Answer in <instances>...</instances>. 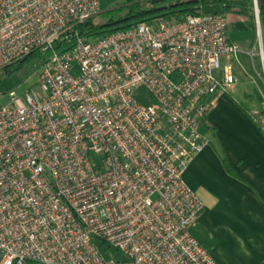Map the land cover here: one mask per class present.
Here are the masks:
<instances>
[{"label": "built area", "instance_id": "obj_1", "mask_svg": "<svg viewBox=\"0 0 264 264\" xmlns=\"http://www.w3.org/2000/svg\"><path fill=\"white\" fill-rule=\"evenodd\" d=\"M101 12V0H0V79L45 56L38 88L0 104V264H218L190 231L205 203L184 170L208 143L214 97L238 82L227 16L91 40L80 27Z\"/></svg>", "mask_w": 264, "mask_h": 264}, {"label": "crops", "instance_id": "obj_2", "mask_svg": "<svg viewBox=\"0 0 264 264\" xmlns=\"http://www.w3.org/2000/svg\"><path fill=\"white\" fill-rule=\"evenodd\" d=\"M214 8L226 14L229 36L242 52L233 62L238 82L214 97L202 126L208 143L184 170L185 181L205 203L190 231L218 264H264V130L248 112L264 108L255 96L263 78L249 62L257 38H264V27L260 14L259 29L257 17L254 25L248 15ZM235 63L249 75L248 81Z\"/></svg>", "mask_w": 264, "mask_h": 264}, {"label": "trees", "instance_id": "obj_3", "mask_svg": "<svg viewBox=\"0 0 264 264\" xmlns=\"http://www.w3.org/2000/svg\"><path fill=\"white\" fill-rule=\"evenodd\" d=\"M259 14L261 22L264 27V0H258ZM151 6L147 4L135 3L127 14L115 18L112 16L106 22L96 24L93 19L80 27L81 33L85 34L91 40H97L100 37L106 36L112 32L127 29L142 22L150 24L157 23L163 19H183L189 13L201 14L209 12H220L214 6H222L224 11H234L245 14L251 17L255 25L256 13L254 0H151ZM44 59L45 56L40 52H33L27 57L7 67L5 74L9 75L16 71H20L28 64H34L35 59ZM261 89H255V96L259 102L264 101V81L259 78ZM3 81V76L0 83ZM144 102H151L142 98ZM248 112L255 118L258 124L261 125L260 120L264 117V108L259 112ZM206 118L204 119V121ZM223 161L227 168L231 171V164L228 159L223 156Z\"/></svg>", "mask_w": 264, "mask_h": 264}, {"label": "rangeland", "instance_id": "obj_4", "mask_svg": "<svg viewBox=\"0 0 264 264\" xmlns=\"http://www.w3.org/2000/svg\"><path fill=\"white\" fill-rule=\"evenodd\" d=\"M101 2L102 12L93 18V21L96 24L106 22L112 16L118 18L127 14L128 11L132 8V5H134L135 3H142L145 5L147 4V6L152 5L151 0H101ZM261 44L264 50V38L263 40L257 38L254 45V54L250 56L251 60L249 62L251 65L250 68L254 69L255 75L258 71L260 73V76L264 80V61L261 55ZM35 61L36 62L34 64L30 63L20 71H16L9 75H3V81L0 83V90L4 92V95H2L0 98V104L5 105L9 101H11L12 91H15L17 95L24 97L28 91H31L32 87L38 86L43 59L38 58L35 59ZM236 67L239 69L238 72L243 80L248 81L249 75H247L240 66L238 67V64ZM111 253L113 254L112 256L117 259H122L124 257V255L116 249H112Z\"/></svg>", "mask_w": 264, "mask_h": 264}, {"label": "water", "instance_id": "obj_5", "mask_svg": "<svg viewBox=\"0 0 264 264\" xmlns=\"http://www.w3.org/2000/svg\"><path fill=\"white\" fill-rule=\"evenodd\" d=\"M258 21H259V29H260V19Z\"/></svg>", "mask_w": 264, "mask_h": 264}]
</instances>
